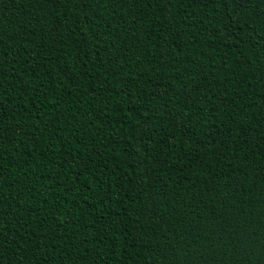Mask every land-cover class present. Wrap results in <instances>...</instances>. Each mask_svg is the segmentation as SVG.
<instances>
[{"label":"trees","instance_id":"trees-1","mask_svg":"<svg viewBox=\"0 0 264 264\" xmlns=\"http://www.w3.org/2000/svg\"><path fill=\"white\" fill-rule=\"evenodd\" d=\"M0 264H264V0H0Z\"/></svg>","mask_w":264,"mask_h":264}]
</instances>
